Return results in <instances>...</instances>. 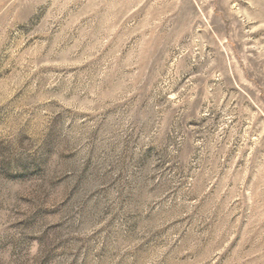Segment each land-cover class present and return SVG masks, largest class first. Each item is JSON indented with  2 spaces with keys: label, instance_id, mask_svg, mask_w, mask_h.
<instances>
[{
  "label": "rangeland",
  "instance_id": "374dc122",
  "mask_svg": "<svg viewBox=\"0 0 264 264\" xmlns=\"http://www.w3.org/2000/svg\"><path fill=\"white\" fill-rule=\"evenodd\" d=\"M0 264H264V0H0Z\"/></svg>",
  "mask_w": 264,
  "mask_h": 264
}]
</instances>
